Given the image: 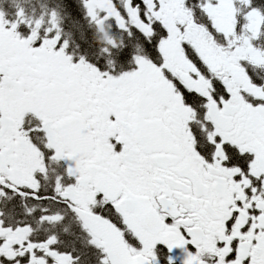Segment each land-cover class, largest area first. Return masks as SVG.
<instances>
[{"label": "snow or ice", "instance_id": "snow-or-ice-1", "mask_svg": "<svg viewBox=\"0 0 264 264\" xmlns=\"http://www.w3.org/2000/svg\"><path fill=\"white\" fill-rule=\"evenodd\" d=\"M177 259L264 264V0H0V264Z\"/></svg>", "mask_w": 264, "mask_h": 264}, {"label": "flooded vegetation", "instance_id": "flooded-vegetation-1", "mask_svg": "<svg viewBox=\"0 0 264 264\" xmlns=\"http://www.w3.org/2000/svg\"><path fill=\"white\" fill-rule=\"evenodd\" d=\"M177 255H178V252H177ZM176 264H180V261H179V259H177V262H176Z\"/></svg>", "mask_w": 264, "mask_h": 264}]
</instances>
